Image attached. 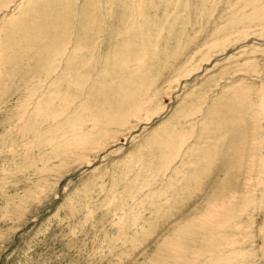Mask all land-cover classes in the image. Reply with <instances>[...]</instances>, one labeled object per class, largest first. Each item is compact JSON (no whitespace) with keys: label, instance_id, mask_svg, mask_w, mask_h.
Listing matches in <instances>:
<instances>
[{"label":"rangeland","instance_id":"rangeland-1","mask_svg":"<svg viewBox=\"0 0 264 264\" xmlns=\"http://www.w3.org/2000/svg\"><path fill=\"white\" fill-rule=\"evenodd\" d=\"M263 97L264 0H0V264H264Z\"/></svg>","mask_w":264,"mask_h":264},{"label":"bare ground","instance_id":"bare-ground-1","mask_svg":"<svg viewBox=\"0 0 264 264\" xmlns=\"http://www.w3.org/2000/svg\"><path fill=\"white\" fill-rule=\"evenodd\" d=\"M127 62V61H126ZM262 108H264V97L262 98ZM260 108V107H259ZM262 110V109H261ZM263 111V110H262ZM257 112V111H256ZM264 114V113H263ZM263 118V117H262ZM85 124V123H84ZM92 129V128H91ZM90 129V130H91ZM92 131V130H91ZM94 131V130H93ZM78 132V131H77ZM103 132V131H102ZM89 133V132H88ZM91 133V132H90ZM78 134H80V133H78ZM90 135V134H89ZM88 135V136H89ZM92 136V135H91ZM95 136V135H94ZM90 137V136H89ZM116 139V138H115ZM185 143V142H184ZM80 145V144H79ZM96 151V150H95ZM89 156V155H88ZM83 157V156H82ZM252 187V186H251ZM246 195V194H245ZM245 198L247 197V196H244ZM248 198V197H247ZM224 199V198H223ZM217 200V199H216ZM236 200V199H235ZM246 201V200H245ZM248 201V200H247ZM249 201H251V200H249ZM248 201V202H249ZM237 202V201H236ZM244 202V201H243ZM242 202V203H243ZM231 203V202H230ZM247 203V202H246ZM245 203V204H246ZM251 203V202H250ZM253 203V202H252ZM233 204V203H232ZM234 205V204H233ZM235 206H237V205H235ZM234 206V207H235ZM248 206V205H247ZM229 207H230V205H229ZM221 208V207H220ZM220 208L218 207V208H216L215 209V212H217L216 214H214V215H212V214H208L207 216H208V222L209 223H211L212 225H214V226H217L218 228H222V227H224L226 224H230V223H232V222H227V223H222V222H220L221 220H222V218L224 217V215L225 214H227V213H229L230 212V210H228V211H223L224 210V208H223V210L221 209L220 210ZM232 208V207H231ZM226 209V208H225ZM235 220H236V218H235ZM241 225H242V223H241ZM213 226V227H214ZM236 226H238V225H236ZM239 226H240V224H239ZM191 227V226H190ZM216 227V228H217ZM187 229V228H186ZM178 232H179V230H178ZM185 233V232H184ZM219 236V235H218ZM221 238H223V234H222V237ZM225 238V237H224ZM231 241V240H230ZM229 245V244H228ZM233 245L231 244L230 245V247H232ZM229 247V246H228ZM173 252V251H172ZM171 253V252H170ZM237 253V252H236ZM231 258H233V257H231Z\"/></svg>","mask_w":264,"mask_h":264}]
</instances>
